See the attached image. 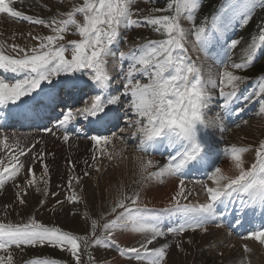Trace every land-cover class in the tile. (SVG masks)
I'll return each mask as SVG.
<instances>
[{
	"label": "snow or ice",
	"instance_id": "obj_1",
	"mask_svg": "<svg viewBox=\"0 0 264 264\" xmlns=\"http://www.w3.org/2000/svg\"><path fill=\"white\" fill-rule=\"evenodd\" d=\"M19 2L23 4L24 0ZM257 6L264 8V0H258V5L254 0L251 7ZM134 7L135 0H83L82 4L74 6L72 10L45 19L18 10L13 0H0V14L44 26L53 33L33 35L29 32L27 35L38 42L36 46L14 44L9 54L0 50V70L22 75V78L16 79L13 83L0 78V106L9 102L16 104L22 101L23 97L35 99V96L41 94L48 96L49 103H56L57 97L51 96L50 90L45 93L42 85H53L54 79L61 75L65 78L60 80V87L66 90L67 95H81L85 89L90 90L92 93L90 103L63 111L61 118L54 125L55 131L50 128L44 129L57 138L62 136L64 142H68L76 132L74 125L81 120L102 124L109 119L115 107L124 108L128 113L127 126L135 129L132 137L138 140L140 151L146 153L156 141H164V146L170 150L171 154L162 165L152 159L146 162L142 159L141 175L145 180L153 177L179 178L175 194L165 211L183 215V222L174 226H164L158 219H151L142 213L146 205L138 203L140 192H134L131 196L121 192L119 194L121 198L110 211L102 214L103 223L97 219H92L89 223V217L85 216V236L74 235L59 227H48L35 219L29 223L16 225L0 223V251L7 252L13 247L48 246L67 251L73 258V264H81V245L85 249L103 245L115 247L120 256L135 259L138 264H142L143 261H147V264H163L170 245L165 242L159 247L150 246L169 235L176 238L189 230L207 232L208 226L214 223L221 227L222 223L218 220V205L230 202L234 198L238 199L241 208L237 211L241 215L250 208L254 209L257 204L264 206V142L256 149V162L247 169L242 159V153L248 151L247 148L233 145L225 149L238 171V174L230 175L225 174L219 166L213 167L214 162L209 159L206 136L202 138V133H206L209 128L223 124L225 114L243 111L231 108L234 100L238 98L240 85L245 82V77L234 74V71L246 69L253 63L258 45L253 42L243 63H230L229 55L217 83L212 78L205 79L202 76L197 62L189 54V46L193 51L204 50L209 39L205 27H196L194 40H190L188 37L192 34L191 31L185 32L177 17L158 15L148 16L143 20L133 19ZM166 7L169 9L175 7L177 16L182 11H187L188 18L191 19V14L200 7V4L198 0H172ZM78 14L82 16V22L77 20ZM58 16L66 18L58 19ZM142 24L150 25L162 38L148 40L128 52L119 51V60L127 58L128 64L126 72L121 70L122 88L118 94L113 95V76L108 70L109 57L116 56L112 46L119 40L122 29L139 27ZM73 29L80 39L68 41L67 44L62 43L65 40L64 34ZM260 42L264 43V34L260 35ZM238 44L239 41L232 40L230 49H234ZM69 50L70 59L65 55ZM112 68H116L115 61ZM217 89L219 111L209 116V109L213 101L217 100L213 90ZM83 98L81 96V99ZM253 98L259 104L261 114H264V83L259 85V91H254L241 99L247 102ZM89 139L96 146L91 166L97 167L96 152L104 155L106 151L104 146L110 144L111 140L109 137L99 135H92ZM23 155L26 153L21 150L20 156ZM20 156H12L11 159L16 163L10 169L4 167L0 170V189L9 181L17 188H21L22 186L15 184V181L22 169H27L29 177L22 192L26 194L27 187L35 183L33 166L20 160ZM108 158H112L111 154H108ZM35 159L37 157H33V160ZM69 163L74 169L75 163L71 161ZM83 163L88 165L89 162L85 160ZM193 164H201L207 168V179L211 182L209 185L197 181L206 199L196 204L183 202L190 196L199 194L195 189L187 188L183 178L184 170ZM153 168L156 170L149 171ZM85 175L89 173L86 171ZM47 176L48 168L45 164L41 174V180L45 184H48V180L45 179ZM76 179L79 180V177ZM68 184L71 186V178ZM17 195L20 196L21 193L18 192ZM68 199L75 198L73 196ZM21 203H25L22 198ZM45 203L41 201V206ZM87 207L85 203V208ZM97 229H102L104 234L97 236ZM118 230L137 233L140 239L136 243L139 246L121 247L117 242ZM249 238L264 245V229L250 233ZM180 246L178 242L177 247ZM0 264H13L11 255L0 256ZM32 264L59 262L56 259L38 258ZM89 264H97V261L89 257Z\"/></svg>",
	"mask_w": 264,
	"mask_h": 264
},
{
	"label": "rangeland",
	"instance_id": "obj_2",
	"mask_svg": "<svg viewBox=\"0 0 264 264\" xmlns=\"http://www.w3.org/2000/svg\"><path fill=\"white\" fill-rule=\"evenodd\" d=\"M13 2L18 10L24 11L27 15L33 17L39 16L47 19L57 13H66L72 10L74 6L82 4L83 0H24L23 4H21L19 0H13ZM253 2L254 0H198L200 7L191 14V19L188 18L189 13L187 11H182L181 14L177 16L175 7L171 9L167 8L166 5L172 3V0H135V7L133 8V19L143 20L148 16L158 15H171L177 17L180 26L185 29V32L191 31L192 34L188 37L190 40H194L196 27H205L209 39L204 46V50L193 51L191 46H189V54L192 56L193 60L197 62V66L201 69L202 76L205 79L212 78L217 83H219L220 73L224 70V62L228 60L229 55H231L230 63H243L253 42L258 45L253 63L249 64L246 69L234 71V74L245 77V82L240 85L238 98L234 100V102L238 103V107L246 112L245 118L237 119L233 126L223 121L222 125L213 126L209 128L206 133H202V138L206 136V140L210 143V146H213V150L209 149L210 154L214 153L215 148L219 150L217 153L220 154V158L213 167L219 166L222 171H224L222 166H220L222 162L225 159L231 160V156L224 151L225 149L233 145L247 148L248 151L242 153L244 167L247 169L256 162V149L261 142H264V114H261L259 104L255 102V98L247 102L241 99L245 95H251L252 92L259 91V85L264 83V73H260L259 75L257 70L260 66L262 67V65H264V43L260 42V35L264 34V8L259 6L252 8L251 4ZM255 2L258 5V0H255ZM157 9H162L163 11L158 12ZM135 13H139V15H135ZM59 18H66V16H58V19ZM82 19V16L78 14L77 20L82 22ZM245 20H247V23H245ZM29 32L33 33V35L53 34L49 28L44 26L34 25L22 19H12L6 14H0V50L5 51L6 54L11 53V46L14 44L21 46H36L38 42L27 35ZM64 35L65 40L62 41V43L65 44H67L68 41L80 39L74 29L66 32ZM161 38V34L156 33L148 24L121 30L119 40L112 46L113 52L116 53V57H113L116 62V68H112L113 64L109 63L111 60L108 62V67L112 68L113 95L118 94L122 88L121 70L126 72L128 64L127 58L123 61L119 60V51L128 52L130 49H135L138 45L146 43L148 40H157ZM232 40L239 41V44L234 49H230V42ZM65 55L70 59V50L66 52ZM119 70L120 72H118ZM253 74H256V76L250 78ZM0 78H4L8 83H13L15 81L10 79L8 74L2 70H0ZM64 78L65 77L61 75L58 79H54L53 85L44 84L42 87L44 89L55 87V84ZM227 90L228 89H226V91ZM85 92L88 94L84 95V98L80 99V102L73 104L70 108H79L85 103H90L92 93L90 90L85 89L82 94H85ZM213 94L217 96V100L213 101L212 107L209 109V116L215 115L219 111L218 89L213 90ZM27 99H29V97H23L22 101H18L15 105H20ZM69 99L70 104L74 102L72 96H69ZM11 104L10 102L8 103V105ZM114 111L122 125L118 131L104 136L109 137L111 143L104 146L106 149L104 155H101L99 151L96 152L97 167L91 166L93 150L96 147L94 142H91V147L89 148L83 145V142H78V138L73 136L70 137L68 142H64L62 136L61 138H57L56 136V138L60 140V144L66 145L64 151L68 154V156H64V159L62 158V153H59L57 157V165L60 164L62 166V173H60L62 174L61 178L57 179L53 175H50L52 166L48 164L50 169H48V176L45 177V179L48 180V184H45L40 177L39 182H35V185L27 187L26 194H24L22 188L26 185V181L29 177L27 169H22L15 181V184L22 186L21 188H17L9 181L3 189H0V223L16 225L29 223L32 219H35L48 227H59L74 235L85 236V216L87 215L89 217V223L92 219H97L100 223H103L102 214L110 211L116 201L121 198L119 195L121 192L128 196H131L134 192H140L138 203L146 205L142 201L144 190L147 189V191H149V188H147L148 183H150V180L154 177L150 180L142 179L140 160L135 164L136 167L130 170V172L124 169L121 163L118 165L121 157L120 154L126 153L129 155L131 152L143 155V152L138 149V140L132 137V133L135 129L127 126L126 117L128 113L124 108L119 106L115 107ZM46 135H48L49 138L46 137ZM208 135L209 140L207 139ZM50 136L51 134L46 131H1L0 170L4 167L10 169L14 166L16 162L11 159L12 156H20V152L23 150L26 155L20 156V160L33 166L34 177L41 175L43 167L39 164L43 160H46L47 156H49V149L54 146L51 140L53 137ZM47 142L48 147H46ZM122 150L124 151L121 152ZM41 154L43 155L41 156ZM108 154H111V159L108 158ZM33 157H37V159L33 160ZM145 158L147 160L156 158L159 160L158 157L149 158L146 156ZM81 159L89 160L91 163V165L88 166L87 172L89 175L87 176L85 173L81 174L78 171L77 167ZM160 160L163 163L166 162L165 159ZM70 161L75 163L76 166L74 169L70 166ZM38 165L39 167L35 169V166ZM100 167L103 168L101 169ZM114 169H116V171L120 169L125 171L119 176H115L114 173H111ZM151 170L154 171L155 169H149V171ZM224 172L228 174V172ZM110 173L112 176L106 177V175ZM235 174H238V171L234 168L230 175ZM144 175H146V173ZM76 177H79V180H77ZM70 178L71 186L68 184ZM167 180L168 179H165V177L159 178V183H157L155 187L165 188L167 185L165 182ZM174 180L179 179L174 178ZM203 180L206 181L207 178ZM186 182L187 180H185V184L189 186L191 184L193 186L199 184L195 182ZM209 183L211 182L209 181ZM152 184L154 183L152 182ZM144 185L145 187L142 188ZM69 187H73L75 191L70 189L64 190ZM18 192L21 193L20 196L17 195ZM52 193L56 195H52ZM73 196L75 198L74 200L68 199ZM21 198L24 199L25 203H21ZM195 200L197 199H190L189 197V200L183 202L193 203ZM41 201H45L46 203L41 206ZM58 201L60 203H58ZM204 201L205 200L201 202ZM85 203L88 205L87 209L85 208ZM160 204V206H146V209H142L143 214L149 217L151 214H147V212L151 213V210H154V214L157 216L158 210H155V208L159 207L161 208L160 211L163 210L162 214L153 219H158L164 226L179 224V213L165 211L169 203H164L165 205L162 203ZM217 228L216 225H209V230L206 233L211 234L206 237L202 236V234L205 233L203 230L194 232L189 230L184 233L183 236L176 238L169 235L166 239L161 238L158 243L150 247H159L165 242L170 245L168 255L163 264H232L231 261L236 264H253L252 262L255 261L256 257L264 259V255L257 256L258 254H254L252 248L245 245L246 241H253L249 238L250 234L237 237L226 228L219 227L221 230H227L228 233L237 240V243L240 244V246L235 247L236 244H234V240L228 238L229 243H224L225 245L222 246L223 242L220 241L215 234V229ZM120 232H122V230L117 231V237L121 235ZM103 234L102 229H97V236H102ZM138 237L139 236L130 239L125 242V244L118 241V239L117 242L121 247H138L139 245L136 243V241L140 239V237ZM189 240L191 243H188ZM178 242L181 245L180 247H177ZM224 250H226V252H224ZM80 254L81 264H89V257L95 259L97 264H113L116 259L122 257L115 247L109 248L103 245L98 248L91 246L87 249L81 245ZM7 255H11L13 264H32V262L38 258L56 259L59 264H73V258L70 253L48 246L34 248L13 247L7 252L0 251V256ZM125 258L126 260L123 264H138L135 259ZM262 259H260L261 264H263ZM142 264H147V261H143Z\"/></svg>",
	"mask_w": 264,
	"mask_h": 264
},
{
	"label": "bare ground",
	"instance_id": "obj_3",
	"mask_svg": "<svg viewBox=\"0 0 264 264\" xmlns=\"http://www.w3.org/2000/svg\"><path fill=\"white\" fill-rule=\"evenodd\" d=\"M116 57V56H115ZM109 60H111L109 63L113 64V61H115V59H113V57H109ZM108 70L110 71V74L112 73V68L108 67ZM120 72V70L118 71ZM46 137H48V135H46ZM50 137H53L51 138V140L53 141V144L54 146L49 149V156H47L46 160H43L39 165L41 167H43V165H45L47 163V168L50 169V167H48V164L52 166V169L50 170V175L52 174L55 178L57 179H60L62 174V166L59 164L57 165V157L59 155V153H62V158L64 159V156H68V154L65 153L64 151V148L66 147L65 144H60V140L56 138V136H53L51 135ZM49 138V137H48ZM56 138V139H55ZM78 142H83L86 147H91V141H78ZM162 144H164V141H162ZM114 145V144H113ZM46 147H48V142L46 143ZM215 148V147H214ZM88 149V148H87ZM48 150V149H47ZM79 150V149H78ZM77 150V151H78ZM115 150V149H114ZM209 150V149H208ZM74 151V150H73ZM89 151V150H88ZM124 150H122L121 152H123ZM210 151V150H209ZM215 151H217V149L215 148ZM48 152V151H47ZM77 153V152H76ZM131 153V152H130ZM129 155H127L126 153L124 154H120L121 157H120V160L118 162V165L121 163L122 166L124 167V169H126L128 172H130V170L134 169L136 167V163L140 160H147L145 157V155H141V154H137V153H131ZM66 154V155H64ZM61 155V154H60ZM85 155H86V152H85ZM1 157V156H0ZM88 157V156H87ZM119 157V156H118ZM137 157V158H136ZM61 159V158H60ZM209 159L211 161H213V166L214 164L217 162V159H216V155H209ZM61 161V160H60ZM65 161V160H64ZM85 160L84 159H81V162L80 164H78L79 166L77 167L78 168V171L82 174V173H85L86 171H88V166L91 165V163H88V165H85L83 162ZM104 161V160H103ZM153 161L155 162H158L159 164H163V162L159 159L157 160L156 159H153ZM103 164V163H102ZM106 164V163H105ZM38 166H35V169ZM101 166V165H100ZM222 166L223 170L228 172V174H231V171H233V169L235 168V165H234V162L232 160H229V159H225L222 164L220 165ZM115 167V166H114ZM101 169L103 167H100ZM77 170V169H76ZM156 170V169H155ZM154 170V171H155ZM125 170L123 169H120L119 171H116V169H114L111 173H114L115 176H119L122 172H124ZM153 171V170H151ZM110 174H107L106 177H110L112 176ZM128 174V173H126ZM174 178H177V177H174ZM174 178L172 177H165V179H168L165 184L166 187L165 188H161V187H155V185L158 182V179L159 178H156L154 177L153 179H149L151 182L148 183V186L147 188H149V191H147V189L144 190V194H143V198H142V201L144 202V204H146V206L150 207V206H160L164 203H170L171 201V197L175 194L174 190L176 188V185H178L179 183V180H174ZM179 179V178H177ZM152 182L154 184H152ZM186 183H194V182H186ZM197 183V182H196ZM205 184H211L209 183V181H205ZM187 188L189 189H195V192H198L199 194L198 195H193V196H190V199H197L195 201H193L194 204L196 203H200L201 201L205 200L206 199V196H204V191L201 189V185L199 186V184H195V186H193L192 184L189 186L188 184L186 185ZM145 185L142 187L144 188ZM189 200V199H188ZM159 204V205H158ZM165 205V204H164ZM163 205V206H164ZM167 205V204H166ZM169 206V205H168ZM156 208H159V207H156ZM151 214V213H149ZM149 218L152 219V216H149ZM215 224V223H214ZM214 224H212L213 226H215ZM211 226V225H210ZM223 227V226H221ZM214 228V227H213ZM225 228V227H224ZM223 229V228H222ZM227 229V228H226ZM209 230V229H208ZM228 230V229H227ZM227 230H221L219 227L217 229H215V234L217 235L218 239L220 241L223 242L222 246L225 245L226 243H229V239L231 240H234V244L235 247L237 246H240V244L237 243V240H235L229 233ZM125 232V235H120L119 238L123 241V244H125V242L129 241L130 239H133L137 236H139L137 233H134L130 230H124ZM195 234V233H194ZM211 233H203L202 236L203 237H206V236H209ZM197 235V234H196ZM195 235V236H196ZM191 237V236H189ZM119 239V240H120ZM185 240V239H183ZM230 240V241H231ZM182 241V240H181ZM215 241V240H214ZM236 241V242H235ZM213 243V242H212ZM225 243V244H224ZM210 244V243H209ZM244 244V243H243ZM190 245V244H189ZM211 245V244H210ZM245 245H247L248 247L252 248V250L254 251V254H258L257 256L259 255H264V245H260L259 243L255 242V241H246L245 242ZM194 247V246H193ZM201 248V247H200ZM196 249V248H195ZM221 249V248H220ZM219 249V250H220ZM224 252H226V250H224ZM250 252V251H249ZM262 258H255V261L252 262L253 264H261V260ZM126 258H118L116 262H114L113 264H123L125 262ZM263 261V264H264V259H262ZM232 264H236L235 262L231 261Z\"/></svg>",
	"mask_w": 264,
	"mask_h": 264
},
{
	"label": "crops",
	"instance_id": "obj_4",
	"mask_svg": "<svg viewBox=\"0 0 264 264\" xmlns=\"http://www.w3.org/2000/svg\"><path fill=\"white\" fill-rule=\"evenodd\" d=\"M88 162H89V160H88ZM90 163V162H89ZM51 169H52V167H51ZM52 175V174H51ZM41 177V175H38V176H35L34 177V179H35V182H39V178ZM61 181H62V179H61ZM41 182V181H40ZM33 185H35V184H33ZM67 189H70V190H75L73 187H69V188H66V189H64V190H67ZM123 232H125L124 230H122V232L120 233L121 235H125V233H123ZM119 236V235H118ZM139 238V237H138ZM137 238V239H138ZM117 239H118V241H120L121 243H123V241L119 238V237H117ZM120 239V240H119ZM137 239H135V240H137ZM134 240V241H135ZM121 258H125V257H121ZM117 261V259L114 261V262H116ZM113 262V263H114Z\"/></svg>",
	"mask_w": 264,
	"mask_h": 264
},
{
	"label": "trees",
	"instance_id": "obj_5",
	"mask_svg": "<svg viewBox=\"0 0 264 264\" xmlns=\"http://www.w3.org/2000/svg\"><path fill=\"white\" fill-rule=\"evenodd\" d=\"M258 70V74L260 75V73H264V65H262V67L260 66V68L257 69ZM256 76V74L251 75V77Z\"/></svg>",
	"mask_w": 264,
	"mask_h": 264
}]
</instances>
